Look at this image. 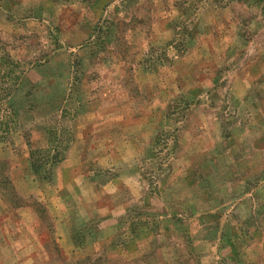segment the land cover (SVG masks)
<instances>
[{
	"label": "rangeland",
	"instance_id": "1",
	"mask_svg": "<svg viewBox=\"0 0 264 264\" xmlns=\"http://www.w3.org/2000/svg\"><path fill=\"white\" fill-rule=\"evenodd\" d=\"M0 264H264V0H0Z\"/></svg>",
	"mask_w": 264,
	"mask_h": 264
},
{
	"label": "crops",
	"instance_id": "2",
	"mask_svg": "<svg viewBox=\"0 0 264 264\" xmlns=\"http://www.w3.org/2000/svg\"><path fill=\"white\" fill-rule=\"evenodd\" d=\"M126 212V211H125Z\"/></svg>",
	"mask_w": 264,
	"mask_h": 264
}]
</instances>
